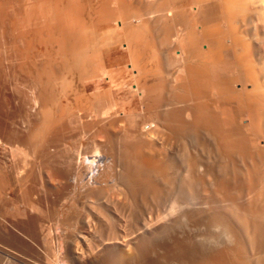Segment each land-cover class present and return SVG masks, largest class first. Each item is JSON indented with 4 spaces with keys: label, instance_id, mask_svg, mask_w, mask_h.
Masks as SVG:
<instances>
[{
    "label": "bare ground",
    "instance_id": "1",
    "mask_svg": "<svg viewBox=\"0 0 264 264\" xmlns=\"http://www.w3.org/2000/svg\"><path fill=\"white\" fill-rule=\"evenodd\" d=\"M3 143L24 159L16 169L24 205L10 203L19 229L0 231L12 244L39 234L52 264L60 259L53 228L69 219L56 179L95 198L103 244L120 239L119 217L155 225L136 245L139 261L110 245L94 264H168L165 241L176 256L185 252L180 264H264V0H0ZM37 167L55 198L50 188L34 196ZM244 191H253L246 201ZM155 241L165 255L150 263ZM5 244L0 264L19 254Z\"/></svg>",
    "mask_w": 264,
    "mask_h": 264
},
{
    "label": "rangeland",
    "instance_id": "2",
    "mask_svg": "<svg viewBox=\"0 0 264 264\" xmlns=\"http://www.w3.org/2000/svg\"><path fill=\"white\" fill-rule=\"evenodd\" d=\"M110 125V124H109ZM107 126V129H109V131H115L116 129H114V126H112V128H111V125L110 126ZM113 131V132H114ZM70 134H73V135H70V136H75V131H72ZM69 139V141H70V143H69V141L68 140H66V144L68 143V144H71L72 145V142H74V139H72V140H70L71 138H68ZM66 145L67 147H71V145L69 146V145ZM73 146H74V144L72 145V148H73ZM13 148L14 147H11L10 145H8V144H1L0 145V171L1 170H3V171H1L0 173H1V175L3 174V175H5V176H3L2 175V177H4L3 179L5 180L4 182H5V185H6V183L8 184V185H10V186H8V185H6V187H7V189H5L4 187H5V185H4V183H2L4 186H1V187H3L2 189H1V187H0V189L1 190H3L2 192H6L5 194L3 193H1L2 194V196L1 197H3V195L5 196V198L3 197V199H1V206H0V218H1V220H3L2 222H1V220H0V228H1V230H2V228L3 227H1V225H4V227H10L11 226V221H13V223L14 222H16L15 220L17 219V220H22V217H19L18 216V218H16V219H12V218H14L15 216H14V214H12L13 216H11V212H13L12 211V209L13 208H15V206L13 207V208H10L11 206L10 205H12V204H10V203H18V204H16V208L18 207V209H19V207H20V205H21V203L23 202L24 203V199H23V195L24 194H22L23 193V190H22V188H20V186H19V184L21 185V183H19L18 184V182H17V179L19 180V177L17 178V176H16V174L17 175H19V173L17 172L18 170H21L22 168H21V165H22V163H23V161H24V159L23 158H21L22 156H21V152H20V154H18V152L19 151H17V153H15L14 152V150H15V148H14V150H13ZM16 151V150H15ZM11 152H12V154H11ZM16 154V157H14L15 156V154ZM18 154V155H17ZM12 156V157H11ZM18 156H21V157H18ZM23 157H25L24 155H23ZM17 158V159H16ZM20 158V160L22 161V162H20V160H18ZM12 159V160H11ZM16 161H14V160ZM17 160H18V162H17ZM15 162V163H14ZM20 163V164H19ZM88 162H86V164H87ZM17 165H19L18 167H15V166H17ZM34 165V164H33ZM32 165V166H33ZM31 166V165H30ZM37 166V164H35V166H33V167H36ZM20 167V168H19ZM249 167H247V168H245V171H249V170H247ZM16 169H17V171H16ZM250 169V168H249ZM35 170H36V173L37 174H35V172H34V174L32 175L33 177H34V175H36L35 177L36 178H34V180H33V178H32V176H31V178H32V181H34V182H32V181H30V182H28V183H38L37 185L35 184V186L33 185V184H31L32 186H34V187H36L35 189H33L32 188V190H33V192H34V196L36 195H38L39 193L40 194H45V192H46V190L47 191H49V188L50 187H52L53 188V185H54V188H53V192H54V195H57V194H59V193H61V192H63V193H61L60 195H61V197H59V198H61V199H67L66 200V202H67V204L69 205V206H67V208H65V209H67V210H64L63 212H59L60 213V215L62 216H60L62 219L64 218V217H67V218H65L66 220L69 218L70 219V221H69V219L66 221V223H64L62 226H60V228H53V229H55L54 231H52L53 232V236H55L54 237V243L55 242H57L56 244H58V246H59V252H60V255H58L59 257H60V259H59V257H58V259H59V263L58 264H94V263H96V261L97 260H102L101 258H105L106 259V255H104V252L106 251V250H108L107 252H105V254H108V252H110L111 250H113V249H115V248H113V247H115L116 246V248H118V249H120V250H123V253H121L120 252V250H117L116 249V251L117 252H115V250H114V252L116 253V256L118 255V257H120V253L123 255H121V257H125V259H132V257L131 256H133L134 255V252L135 251H137V253L139 252L137 249H139V247L138 246H140V243L142 242V238H143V236L142 235H144L145 233V235H147L148 237H153V236H151V235H154L155 234V225H150L151 227H146V228H144L143 227V229H140L142 226H140V225H138V229H140V230H138L137 228H134V226L133 225H131L130 223V221L129 220H127L128 218H126V219H124L123 217H119V218H121L120 219V221H118L119 220V218L118 219H116V220H114V221H117V222H115V225H116V229L117 230H121V231H119V232H117V234H116V236H117V238L120 240H117L118 242H116V243H118V244H109V245H107L106 244V242H104L105 244H103V242H100V241H102L101 239H103L105 236H106V232H104V234L103 235H105L104 237H103V235L101 234H99L100 236H101V239H99L100 238V236H98L97 235V237H96V230L95 229H97V227L98 228H100L99 227V223H97L98 221L96 220V219H94L95 218V215L94 214H91V213H95L93 210L95 209L94 207H95V204H94V202L92 201L93 199H94V201H95V198H93V199H87V201H86V199L84 200V197L86 198V197H90V196H87V194L85 193V192H83V190H81L80 188H78V187H73V185L72 184H69V183H67L66 182V184H68L67 185V187L68 186H71V187H69V188H74L75 190H72V191H74V193L76 194H74L73 192H70L71 190L69 189L68 190V188L66 189L65 188V186H64V184L62 185V184H59V182H64V181H62V180H58V179H56V181L54 182V184L53 183H50V182H46V183H44L43 181H39V182H37L39 179H40V177H39V171H38V167H37V169L35 168ZM34 169H33V171H35ZM43 170H44V172H46V170L43 168ZM251 170V169H250ZM16 171V172H15ZM93 171V172H92ZM96 171V172H95ZM43 172V171H42ZM43 172V173H44ZM92 172V173H91ZM97 172H98V169L95 167V165L93 164L92 166H91V171H90V174H89V176H96L97 175ZM94 174V175H93ZM96 174V175H95ZM6 175H7V178H6ZM39 178V179H38ZM37 179V180H36ZM7 181H9V182H7ZM36 181V182H35ZM57 181H59V182H57ZM91 181V183L93 182V179L92 180H90ZM51 182H53V181H51ZM27 183V185H29ZM65 183V182H64ZM39 184H40V186H39ZM43 186H42V185ZM45 184V185H44ZM47 184V185H46ZM51 184H53V185H51ZM30 185V186H31ZM50 186V187H45V186ZM57 185V186H56ZM22 186V185H21ZM29 186V187H30ZM42 186V188H40ZM10 187V188H9ZM28 187V186H27ZM28 187V188H29ZM56 187V188H55ZM31 188V187H30ZM45 188V189H44ZM47 188V189H46ZM72 188V189H73ZM77 188V189H76ZM5 189V190H4ZM10 189V191H8ZM56 189V190H55ZM60 189V190H59ZM79 189V190H78ZM37 190H39V192H37ZM61 191V192H59V191ZM22 191V192H21ZM58 191V192H57ZM78 192V193H76V192ZM11 192V193H10ZM21 192V193H20ZM50 192H51V194H50ZM70 192V193H69ZM84 193V194H86V196L84 195V194H80V196L81 195H84V196H82V197H79V193ZM36 193V194H35ZM38 193V194H37ZM49 195H48V194ZM67 193H69V194H67ZM253 193V191H244V201H246L247 199H249V197H250V195ZM7 194H8V197H6L7 196ZM46 194L48 195V197H53L54 195L52 194V189L50 188V191L49 192H46ZM45 194V195H46ZM77 194H78V196H77ZM21 197H20V196ZM60 195H57L56 196V198H58V196H60ZM69 195V196H68ZM71 195V196H70ZM74 195V196H73ZM64 196V197H63ZM51 197V198H52ZM66 197V198H65ZM77 197V198H76ZM54 198H55V196H54ZM71 198V199H70ZM75 198V199H74ZM81 200V201H79V199ZM7 199V200H6ZM14 200V202H13V200ZM20 199V200H19ZM23 199V200H22ZM9 200H11L10 202H9ZM73 200V201H72ZM89 200V201H88ZM3 201V202H2ZM7 203H6V202ZM17 201V202H16ZM75 201H77V203L75 202ZM84 201H86V202H84ZM92 203H91V202ZM4 202H5V204H4ZM70 202V203H69ZM80 202V203H79ZM82 202V203H81ZM84 202V203H83ZM89 202V203H88ZM22 203V204H23ZM92 204V207L93 208H90L91 206L89 205H87V204ZM20 204V205H19ZM66 204V205H67ZM83 204H86V205H83ZM5 205H9L8 207H6ZM24 205V204H23ZM23 205H21V208H22V206ZM72 205V206H71ZM5 206V207H4ZM85 206V207H84ZM86 206H88V207H86ZM3 207V208H2ZM72 207V208H71ZM169 207H170V204H169V202H167V203H164V204H162V206H161V209L163 210V212H167L168 213V210H169ZM7 208H9L10 209V211H9V209H8V211H7ZM70 210H69V209ZM77 208V209H76ZM83 208H85V209H83ZM86 208H87V210H86ZM166 208V209H165ZM3 209H5V210H3ZM80 209V210H79ZM89 209V210H88ZM92 209V210H91ZM168 209V210H167ZM2 210V211H1ZM52 211H55V210H53V208L51 209ZM50 210V211H51ZM69 210V211H68ZM73 210V211H72ZM76 210V211H75ZM77 210H79V211H81V212H79V211H77ZM83 210V211H82ZM93 211V212H91V211ZM59 211V210H58ZM72 211V212H71ZM88 211V212H87ZM65 212V213H64ZM71 212V213H70ZM76 212V213H75ZM91 212V213H90ZM2 213V214H1ZM14 213V212H13ZM69 213V214H68ZM80 213H82V214H80ZM83 213H85V214H83ZM167 213H164V214H167ZM8 214H10V215H8ZM67 214V215H66ZM90 214L91 215H94V217L92 216H90ZM169 214V213H168ZM168 214L166 215V217L168 218ZM5 215V216H4ZM66 215V216H65ZM78 215H80V216H78ZM85 215V216H84ZM89 215V216H88ZM10 216V217H9ZM34 216V215H33ZM36 216V215H35ZM71 216V217H70ZM78 216V217H77ZM6 217V218H5ZM81 217V218H80ZM84 217V218H83ZM86 217V218H85ZM166 217H164V219H163V221L165 220V218ZM170 217V216H169ZM3 218V219H2ZM20 218V219H19ZM75 218H77V219H75ZM11 219V220H10ZM71 219H73V221L71 220ZM85 219H87V220H85ZM95 220V221H93V220ZM115 219V218H114ZM4 220H8V223L10 224V225H8V223L7 222H5V224L3 223L4 222ZM78 220V221H77ZM83 220V221H82ZM127 220V222L125 223V221ZM10 221V222H9ZM65 221V220H64ZM63 221V222H64ZM97 221V222H96ZM121 221H122V223H121ZM162 221V220H161ZM160 221V222H161ZM120 222V223H119ZM128 222H130V223H128ZM13 223H12V225H13ZM94 223V224H93ZM97 223V224H96ZM74 226H73V225ZM95 224L97 225V227H95ZM125 224H126V226L128 225V227H129V225H131L129 228L128 227H125ZM6 225V226H5ZM122 225H124V226H122ZM14 226V225H13ZM133 226V227H132ZM139 226H140V228H139ZM8 227V228H9ZM19 229V227H16V226H14V227H10L9 228V230L11 229ZM119 228V229H118ZM127 228V229H126ZM134 228V229H133ZM147 228H149L148 229V231L151 233V235L149 234V232L148 231H146L147 230ZM81 229H82V231H81ZM92 229V230H91ZM94 229V230H93ZM132 229V230H131ZM145 229V230H144ZM8 229L6 228V230H5V228H4V230H3V232L2 231H0V235H1V239H0V242H2V243H0V245H2V244H4L5 243V240H6V242H7V245L5 246V245H3L2 247H7V246H10V247H8V248H11L12 249V247H13V249L15 248V245H17V249H14L16 252L18 251V255H16L15 257H11V258H9V259H6V258H3L4 259V262H3V259L1 260V264L3 263H6V264H26V262H28L27 264H33L35 261V263L34 264H44L45 262V264H47V262L49 263L50 261L48 260V258H47V256H46V250H48L47 248L45 249V247L46 246H44V244H42L43 243V240H42V238H41V236L39 235V234H36V238L35 239H33L34 238V236H32L31 235V238H30V236H27V238H25V242L26 243H22L20 240H17V242H15L14 243V241H13V244H14V246H12L13 244H12V242H11V239H9V238H7V237H5V233H7V232H5V231H7ZM61 230H64V231H61ZM75 230L77 231L76 233H75ZM78 230H80L79 232H78ZM89 230V231H88ZM116 230V231H117ZM134 230V231H133ZM138 230V231H137ZM153 230V231H152ZM192 230V229H191ZM190 230V232H194V230H192L191 231ZM95 231V232H94ZM55 232V233H54ZM86 232H88V233H86ZM139 232V233H138ZM144 232V233H143ZM148 232V233H147ZM3 233H4V235H3ZM69 235H68V234ZM72 233H73V235H72ZM75 233V234H74ZM77 233H78V235H77ZM92 233V234H91ZM119 233V234H118ZM123 233V234H122ZM132 233V234H131ZM143 233V234H142ZM58 234H59V237L60 238H58ZM63 234V235H62ZM83 234V235H82ZM88 234V235H87ZM94 234V235H93ZM66 235H68V236H66ZM71 235V236H70ZM130 235H132V236H130ZM137 235V236H136ZM192 235H193V233H192ZM192 235H190V237L189 238H191V236ZM95 236V237H94ZM119 236V237H118ZM121 236H123L122 238H121ZM125 236V237H124ZM155 236V235H154ZM159 236V235H158ZM80 237V238H79ZM85 237V238H84ZM89 239H88V238ZM99 237V238H98ZM142 237V238H141ZM68 238V239H67ZM71 238V239H70ZM130 238H131V240H130ZM134 238H135V240L138 242V240L137 239H139V242L138 243H136V241L134 240ZM137 238V239H136ZM161 238V237H160ZM32 241H35V244H34V242H32ZM128 239V241H126V240ZM1 240H3L4 241V243H3V241H1ZM8 240H9V242H8ZM27 240V241H26ZM39 240V241H38ZM42 240V243H40V241ZM71 240V241H70ZM85 240V241H84ZM95 240V241H94ZM141 240V241H140ZM19 241V242H18ZM38 241V242H37ZM122 241V242H121ZM130 241V242H129ZM163 241V240H162ZM32 242V243H31ZM58 242H61V243H58ZM66 242V243H65ZM74 242V243H73ZM126 242V243H125ZM128 242V243H127ZM156 242V241H155ZM155 242H153L152 244L155 246V248L154 247H151V249H153V250H155V252L154 251H152V252H150L152 255L154 254V253H156V254H154L153 256L151 255V254H149V258H148V262H153V261H159L158 259H161V260H163L162 259V255L165 253L163 250H166V252L167 253H165L167 256H170L169 258H165V256H163L164 257V259H166V262L169 264V261H171L170 262V264H180V262H183V259H186L187 257H186V254H185V252H184V255H185V257L183 256H180L181 254H183V252H177V256L175 255V249L174 248H172L173 246H172V244L171 243H167L166 241L164 242V247H167L166 249L164 248V247H162L163 249H160V247H161V245L160 246H158L157 248H156V244H157V242L155 243ZM92 243V244H91ZM95 243V244H94ZM97 243V244H96ZM124 243V244H123ZM131 243H133V244H131ZM135 243V244H134ZM9 244H11V245H9ZM28 244H30L29 246H28ZM31 244H34V247H33V245L31 246ZM60 244V245H59ZM70 244V245H69ZM122 244V245H121ZM139 244V245H138ZM103 245H106V246H103ZM111 245V247H109ZM114 245V246H113ZM133 245V246H132ZM135 245V246H134ZM136 245H138L137 247H136ZM153 245H151V246H153ZM20 246V247H19ZM21 246H22V248L23 249H21L20 250V248H21ZM24 246V247H23ZM60 246H61V248H60ZM90 246V247H89ZM96 246V247H95ZM99 246H102L101 248H99ZM122 246H125V247H122ZM19 247V248H18ZM29 247V248H28ZM42 247V248H41ZM74 249H72V248ZM91 247H93V248H91ZM108 247L111 249H108ZM122 247V248H121ZM133 247H135V248H133ZM169 247V248H168ZM191 247H192V245H191ZM34 248V249H33ZM65 248H66V250H65ZM104 250H103V249ZM133 249V251H132V249ZM28 250L29 249V252L27 251V252H25V250ZM101 249V250H100ZM134 249H136V250H134ZM160 249V250H159ZM170 249V250H169ZM180 249V248H179ZM36 252H35V251ZM39 250H40V252H39ZM110 250V251H109ZM173 251V255L171 254L172 253V251ZM175 250V251H174ZM181 250V249H180ZM179 250V251H180ZM191 250V252H193V254L194 253H198V249L197 250H194V248L192 247V249H190ZM21 251H23V252H21ZM97 253H96V252ZM101 251H102V254H101ZM119 251V252H118ZM158 251H160V252H162V254L160 253V252H158ZM43 252V253H42ZM63 252H64V254H63ZM73 252V253H72ZM113 252V253H114ZM132 252H133V254H132ZM175 252V253H174ZM23 255H21V254ZM26 253H29V254H27V255H25ZM35 253H37L36 255H35ZM40 253V254H39ZM91 254V255H89V254ZM95 253V254H94ZM114 253V254H115ZM119 253V254H118ZM136 252H135V255L137 256L138 254H137ZM168 253H169V255H168ZM41 254H42V257H41ZM44 254V255H43ZM59 254V253H58ZM67 254V255H66ZM69 254H71L70 256H69ZM86 256H85V255ZM97 254V255H96ZM98 254H100V256L98 255ZM161 254V255H160ZM21 255V256H20ZM94 255V256H93ZM103 257H102V256ZM127 255V256H126ZM131 257H129V256ZM158 255L160 256V257H158ZM179 255V256H178ZM195 255V254H194ZM18 256H19V258H18ZM30 258H29V257ZM67 256H68V258H67ZM91 256V257H90ZM95 256H96V258H95ZM115 256V255H114ZM136 256H133V258H137V260H138V257H136ZM157 256V257H156ZM187 256H188V254H187ZM21 257H24L23 259L26 261H24V260H21ZM26 257V258H25ZM66 257V258H65ZM73 257V258H72ZM77 257V258H76ZM94 257V258H93ZM172 257V258H171ZM180 257V258H179ZM47 258V259H46ZM70 258H72V259H70ZM80 258V259H79ZM116 258V257H115ZM152 258V259H151ZM154 258V259H153ZM171 258V259H170ZM174 258V259H173ZM30 259H31V261L33 262H31L30 261ZM76 259V260H75ZM92 259V260H91ZM149 259H151L150 261H149ZM173 259V260H172ZM6 260V261H5ZM8 260V261H7ZM11 260H13V262L11 261ZM18 260H20V261H18ZM28 260V261H27ZM35 260V261H34ZM47 260V261H46ZM85 260V261H84ZM177 262H175V261ZM191 260V259H190ZM72 261V262H71ZM92 261V262H91ZM95 261V262H94ZM139 261V260H138ZM156 261V262H157ZM19 262V263H18ZM21 262V263H20ZM24 262V263H23ZM41 262V263H40ZM44 262V263H43ZM80 262V263H79ZM98 262V261H97ZM150 262V263H151ZM155 262V263H156ZM173 262V263H172ZM185 262V261H184ZM183 262V263H184ZM182 263V264H183ZM49 264H52L51 262L49 263Z\"/></svg>",
    "mask_w": 264,
    "mask_h": 264
}]
</instances>
